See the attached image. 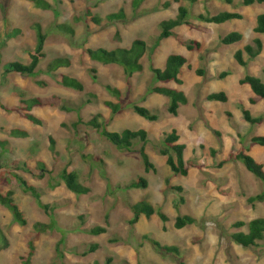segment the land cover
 I'll return each mask as SVG.
<instances>
[{"label": "rangeland", "instance_id": "374dc122", "mask_svg": "<svg viewBox=\"0 0 264 264\" xmlns=\"http://www.w3.org/2000/svg\"><path fill=\"white\" fill-rule=\"evenodd\" d=\"M49 1L54 10L38 8L28 0H0V190L15 191V199L28 220L20 225L0 204V226L7 237L6 243L0 239V264H24L32 239L36 251L30 264H108L109 258V264H264V240L256 247H243L231 238L232 232L248 230L233 227L236 221L264 216L263 202L248 201L249 196L264 191V182L235 156L244 150L264 165V146L252 141L253 136L264 135V99L252 104L254 91L249 84L240 83L246 75H256L264 82V51L246 66L234 57L237 50L254 43V27L257 16L264 13V3L243 6L241 0H143L136 8L134 0ZM181 5L190 9L191 24L175 28L179 37L164 39L154 50L161 22L175 18ZM121 9L126 19H107ZM225 10L241 12L244 18L220 24L198 18L199 14ZM93 16L100 17L101 23H95ZM35 23H41L48 35L40 72L35 76L5 73L4 66L10 61H31L30 51L37 45ZM58 23L73 25L75 35L61 32L56 28ZM14 28L22 32L9 38L7 32ZM233 31L242 32L243 40L221 44V36ZM136 39L146 41L148 49L142 58L144 69L131 79L121 66L95 61L86 51L89 47L130 48ZM181 39L199 40L201 47L189 50ZM171 53L188 58L190 65L180 72L182 84L156 82L150 70L151 64L164 68ZM58 56L70 57L71 66L48 72L49 62ZM198 69L205 74L200 75ZM223 71L231 74L222 78ZM62 74L81 79L84 91L61 84ZM108 85L118 88L121 97L113 95ZM154 85L183 90L188 102L181 103L179 113L174 115L168 110L170 98L150 91ZM220 91L228 94V102L207 99L208 94ZM36 96L56 102L31 110L41 124L24 115L22 100ZM106 101L119 103V112L114 113ZM65 102L79 105L81 110H65L61 107ZM242 103L250 106L253 115L261 116L262 122L246 121ZM134 104L148 107L158 119L151 121L138 115ZM97 114L109 123L111 131L146 129L150 139L146 148L156 170L147 172L138 151L118 149L89 125ZM13 128L24 129L29 135L14 137L10 133ZM174 129L181 135L180 142L186 144L188 176L174 175L160 153L164 134ZM51 136L56 141V152L50 147ZM41 162L45 170L39 169ZM66 167L78 172L80 181L91 189L88 194L77 195L61 181L60 174ZM13 174L35 185L41 200L55 208V228L41 233L38 239L34 224L52 222V216ZM140 176L148 179L147 188H126ZM168 178L171 185L182 186L183 192L168 186ZM143 200L153 204L157 212L151 218L142 215L132 224L131 204ZM159 211L168 216L167 222ZM180 214H190L197 222L178 229L175 221ZM96 225L106 226L107 232L92 235L84 231ZM145 235L164 245L179 246L181 255L159 249ZM62 239L64 258L60 259L57 245ZM92 244H99L94 252L89 251Z\"/></svg>", "mask_w": 264, "mask_h": 264}, {"label": "trees", "instance_id": "16d2710c", "mask_svg": "<svg viewBox=\"0 0 264 264\" xmlns=\"http://www.w3.org/2000/svg\"><path fill=\"white\" fill-rule=\"evenodd\" d=\"M33 2L38 8H42L44 10H54L53 4L49 0H28ZM143 0H134L135 7L138 8ZM179 1V0H176ZM192 3L197 0H190ZM228 3H233L234 0H225ZM256 3H264V0H241V4L244 6L254 5ZM7 15V12L5 13ZM190 9L181 5L179 7V13L175 18H170L163 20L161 22L162 31L159 34L156 43L154 45V50L157 49L161 43L166 38L176 37L179 35L175 31V28L184 24H191ZM6 17V16H5ZM126 12L124 9H121L119 12L111 13L107 16L109 21L114 20H123L126 19ZM198 18L208 22V23H225L229 20L233 19H243L244 14L238 11H230L225 10L216 14H212L207 12L206 14H199ZM95 23H101V18L97 16L92 17ZM57 29L66 34L75 35L76 30L73 25L69 23H58L56 25ZM35 28L37 30V45L34 49L30 51L31 61L29 63H24L21 61H10L5 64V73H18L24 76H35L40 70L39 66L41 61L46 57L45 45L47 40V33L44 31L41 23H35ZM255 32L259 34H264V13H261L257 16V24L255 26ZM22 32L21 28H14L7 32V36L9 38H14L16 35ZM2 33L0 31V37ZM244 35L242 32L233 31L227 35L221 36L220 42L223 45H230L237 43L243 40ZM183 42L189 50H195L201 47V42L199 40H180ZM147 42L141 39H136L130 48L118 47L115 49H107L104 47L99 48H86L87 53L91 57V59L95 61H99L104 64H117L124 69L125 75L128 79H131L136 72H140L144 69V64L142 62V58L147 53ZM153 50V51H154ZM153 51L149 53L150 59L153 56ZM264 51V41L261 37H256L254 39L253 44H247L242 49H239L235 52L234 57L238 61L239 64L246 66L248 65V61L257 58ZM245 55L248 56V59L245 58ZM188 58L185 55L178 53H171L166 60V64L164 68L155 67L153 64L150 65V70L154 75V79L156 82L160 83H168V82H176L178 84L183 83V79L180 77L181 69L185 65L188 64ZM72 64V60L68 56H58L52 59L48 64V72H55L61 67H69ZM94 72V69H91V72ZM197 72L200 75H204L205 71L203 69H198ZM231 74L230 71H223L220 74V77L225 78ZM96 80L97 77L93 76ZM41 85H45V82L39 81ZM60 83L65 87L72 88L78 91H84L85 85L81 79L76 76L70 74H62ZM241 84H249L252 90L255 93V96L250 98V102L252 104H257L260 99H264V82L261 78L256 75H246L245 77L240 79ZM107 89L115 96L122 95L121 91L113 87L111 85L107 86ZM153 93H159L166 95L170 98V103L168 106V110L170 113L177 115L179 113V108L181 103H187L188 97L183 90H179L173 87H169L166 85H154L150 89ZM207 99L209 101H221L228 102L229 96L226 92H213L208 94ZM22 103L25 105L24 110L25 117L30 121L41 124L42 120L34 115L31 110L34 107L45 106L47 104L56 105V102L51 99H47L44 97H31L22 100ZM106 105L112 108L114 113H118L121 109L119 103H114L113 101H106ZM61 107L68 111L81 110V106H73L68 103H64ZM242 112L246 121L251 124L262 122L263 118L261 116L253 115L250 108L245 106L244 103L241 104ZM134 111L151 121H155L158 119V115L154 113L151 109L146 106H142L139 104L133 105ZM101 114H97L93 119H91L88 124L92 127L96 128L99 133L110 143L115 145L120 150L126 151H138L140 153L141 159L145 166L147 172H150L152 169L156 170L155 164L151 161L150 155L147 152L146 145L149 142V132L146 129H131L126 128L123 131H111L108 129L109 123L101 120ZM77 124V123H76ZM75 124V125H76ZM11 135L14 137H26L29 135L28 131L21 128H13L11 130ZM217 133H219L217 131ZM51 150L56 152V141L51 136ZM181 135L178 133L176 129L171 132L165 133L163 138V144L160 147V153L166 157L167 164L170 166L174 175H183L188 176L190 173V167L186 160V144L181 143ZM138 141V143H137ZM252 141L261 146H264V135H256L252 137ZM140 142V144H139ZM139 144V145H137ZM139 146V147H137ZM215 152V150L213 151ZM237 159H240L246 168L252 172L257 178L264 182V165L258 162L253 156L244 150L239 151L236 155ZM225 161L221 162L223 165ZM3 168L0 163V170ZM40 170H45L46 165L41 162L39 165ZM43 175V174H42ZM13 177L17 180L19 185L25 189L26 192L31 193L35 198L39 200V205L41 208L45 210L50 216H52V222L46 223L38 221L34 224V228L36 230V237L38 239L40 234L48 231L49 229L55 228V208L50 204H46L41 200V192L38 188L31 184L25 177L19 174H13ZM60 179L63 181L67 188L77 195H85L88 194L91 189L80 181V176L77 171H70L68 167L64 168L60 174ZM167 185L172 189L183 192L184 188L182 186H174L171 185V181L167 179ZM148 187V179L140 176L138 179L131 181L128 185H126L127 189L134 188H147ZM182 201L185 199L182 197ZM248 201L250 203H255L256 201L264 203V191L248 197ZM0 204L8 208L17 223L20 225H26L28 220L25 216L24 211L21 209L20 205L17 203L15 199V191L10 189L7 192L0 190ZM132 211L134 212V217L131 220L132 224H136L142 215H145L147 218H151L156 212V207L147 202L145 200L139 201L131 204ZM158 214L162 218L164 222L168 221V216L159 211ZM83 217V216H82ZM197 222V218L190 215H178L176 217L175 226L178 229L184 228L187 225H192ZM166 227V226H165ZM235 228H243L247 227L248 230H238L231 233V238L239 245L243 247H256L259 245L261 241L264 240V216H258L250 221L238 220L233 224ZM85 232L92 235H101L107 232V227L102 225H96L88 229H84ZM145 239L149 240L154 246L162 249L168 253L181 255V250L177 245H169L162 244L156 238L150 237L149 235L144 236ZM0 239L4 243L7 242V237L4 230L0 226ZM116 241V240H112ZM35 240L32 239L29 243V251L26 256H24L25 262L24 264H30L32 258L36 251ZM64 239H62L57 245V253L60 259L64 258V251L61 248V244H63ZM99 248V244H92L89 251L94 252ZM111 259L109 258L108 264ZM75 264H85V263H75ZM86 264H101L99 262L94 263H86ZM183 264V262H182Z\"/></svg>", "mask_w": 264, "mask_h": 264}, {"label": "crops", "instance_id": "0c3cea01", "mask_svg": "<svg viewBox=\"0 0 264 264\" xmlns=\"http://www.w3.org/2000/svg\"><path fill=\"white\" fill-rule=\"evenodd\" d=\"M255 26H256V25H255ZM254 28H255V27H254ZM262 36H264V34H259V33L256 32L255 38H256V37H261V38H262ZM249 108H250V106H249ZM242 113H243V112H242Z\"/></svg>", "mask_w": 264, "mask_h": 264}]
</instances>
